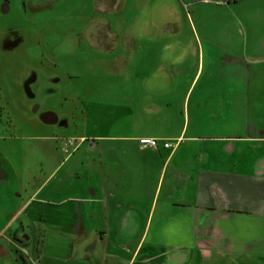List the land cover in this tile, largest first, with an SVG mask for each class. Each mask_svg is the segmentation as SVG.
Instances as JSON below:
<instances>
[{
    "label": "crops",
    "instance_id": "crops-1",
    "mask_svg": "<svg viewBox=\"0 0 264 264\" xmlns=\"http://www.w3.org/2000/svg\"><path fill=\"white\" fill-rule=\"evenodd\" d=\"M182 2L200 53L173 88L182 102L147 104L163 132H138L124 105L106 133L61 154L0 148V252L13 246L24 264H264V0Z\"/></svg>",
    "mask_w": 264,
    "mask_h": 264
},
{
    "label": "rangeland",
    "instance_id": "rangeland-1",
    "mask_svg": "<svg viewBox=\"0 0 264 264\" xmlns=\"http://www.w3.org/2000/svg\"><path fill=\"white\" fill-rule=\"evenodd\" d=\"M180 1L0 0V148L59 152L67 140L106 133L124 105L138 132H163L147 104L182 102L173 88L190 81L201 46ZM7 220L0 210V228ZM6 249L0 264H24Z\"/></svg>",
    "mask_w": 264,
    "mask_h": 264
},
{
    "label": "built area",
    "instance_id": "built-area-1",
    "mask_svg": "<svg viewBox=\"0 0 264 264\" xmlns=\"http://www.w3.org/2000/svg\"><path fill=\"white\" fill-rule=\"evenodd\" d=\"M72 140H70V142H71ZM141 143L143 144V145H146V146H152V147H158V140L157 139H151V138H144V139H141ZM172 144L171 143H169V142H166L165 143V146L166 147H169V146H171Z\"/></svg>",
    "mask_w": 264,
    "mask_h": 264
}]
</instances>
